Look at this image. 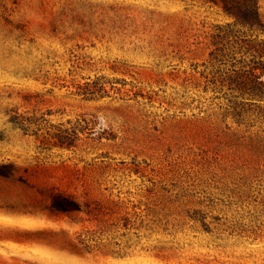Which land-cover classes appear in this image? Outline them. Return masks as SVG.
Segmentation results:
<instances>
[{
	"label": "rangeland",
	"instance_id": "374dc122",
	"mask_svg": "<svg viewBox=\"0 0 264 264\" xmlns=\"http://www.w3.org/2000/svg\"><path fill=\"white\" fill-rule=\"evenodd\" d=\"M258 4L0 0V264H264Z\"/></svg>",
	"mask_w": 264,
	"mask_h": 264
},
{
	"label": "trees",
	"instance_id": "16d2710c",
	"mask_svg": "<svg viewBox=\"0 0 264 264\" xmlns=\"http://www.w3.org/2000/svg\"><path fill=\"white\" fill-rule=\"evenodd\" d=\"M211 3L220 7L224 13L235 17L238 23L242 25L253 27L257 23L263 24L261 20V13L259 11V0H208ZM261 42L264 40L256 41L251 38L245 39V44L248 48L256 47L259 50L261 55H264V47L261 46ZM258 46V47H257ZM241 80L240 84L245 93L249 94L254 98H263L264 97V81L260 80V75L254 67L243 70L240 75ZM238 76H233V81H237ZM251 196V195H249ZM69 201V200H68ZM59 204V210L70 211L73 210V207L63 200H57ZM189 211V210H188ZM135 215H138L135 213ZM192 219L197 222H201L203 230L210 234H215L217 237L220 236V232L229 231L230 235H234L236 232L240 235L244 233L254 232V227L246 226L243 222H233L232 225L223 228L219 224L211 225L205 220V212L201 209H194ZM218 218V217H217ZM124 226L130 227L132 224V219L129 216H124ZM166 248V247H161Z\"/></svg>",
	"mask_w": 264,
	"mask_h": 264
}]
</instances>
